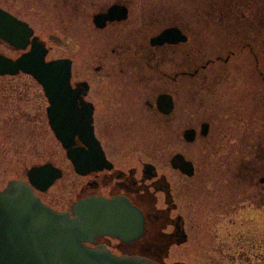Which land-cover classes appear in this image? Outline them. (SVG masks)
Wrapping results in <instances>:
<instances>
[{
    "label": "flooded vegetation",
    "instance_id": "1",
    "mask_svg": "<svg viewBox=\"0 0 264 264\" xmlns=\"http://www.w3.org/2000/svg\"><path fill=\"white\" fill-rule=\"evenodd\" d=\"M21 1L30 8L42 4V0H37L39 4ZM49 2L56 10L57 30H69L79 41V53L89 55V63L82 68L72 57L53 59L71 60L72 88L81 91L92 107L94 135L109 162L108 168L85 176L74 170L81 178L75 184L77 198L58 211L72 212L73 205L87 197L124 196L142 212L145 221V234L139 240L124 243L102 236L88 246H106L117 255H140L166 264L171 247L188 244L192 224L206 230L212 219H204V212L219 221L221 212L234 211V194H248L244 200L247 206L264 210V67L258 58L251 64L257 86L248 84L249 80L234 82L233 87L240 91L246 87L242 94H227L222 88L224 79L235 71L234 58L256 56L251 43L234 48L232 4L199 1L192 10L189 3L159 0L145 12L142 0H113L97 7L91 0H66L63 5L59 0ZM0 8L33 30L23 49L0 41L18 53L17 57L31 50L35 36L44 42L48 55L61 48L59 37L50 42L51 38L44 39L28 20L7 7ZM112 8L115 16L108 19ZM215 20L228 23L229 28L218 33L230 46L220 43L225 51L220 48L208 55L205 23ZM223 69L227 73L220 78ZM5 90L8 88L0 85V99L8 97L2 93ZM219 90L224 93L219 95ZM8 139L7 143L13 137ZM76 141L84 147L78 138ZM141 153L148 159L143 160ZM178 157L192 166V175L175 165ZM234 159L241 161L235 168ZM224 181L233 183L234 190L224 192ZM48 190L35 193L54 208L44 199ZM223 194L228 196L224 199ZM256 247L255 259L264 261L263 247L262 251ZM132 248L134 251L129 250ZM245 254L240 257L250 261L252 256Z\"/></svg>",
    "mask_w": 264,
    "mask_h": 264
},
{
    "label": "water",
    "instance_id": "2",
    "mask_svg": "<svg viewBox=\"0 0 264 264\" xmlns=\"http://www.w3.org/2000/svg\"><path fill=\"white\" fill-rule=\"evenodd\" d=\"M112 8L108 19H113ZM117 12V11H116ZM170 31L161 37L165 39ZM33 30L0 8V41L17 49L28 45ZM48 49L34 37L31 50L13 59L0 54V76H31L43 89L49 106V126L79 175L109 167L92 126V107L72 88L71 60L47 61ZM76 138L84 145L77 146ZM193 174L188 162L175 161ZM28 182L15 179L0 190V264H160L139 255H115L106 246L90 247L96 237L111 236L130 243L145 234L142 212L124 197H87L72 212L56 211L42 203L34 188L45 192L63 177L52 163L34 166Z\"/></svg>",
    "mask_w": 264,
    "mask_h": 264
},
{
    "label": "rangeland",
    "instance_id": "3",
    "mask_svg": "<svg viewBox=\"0 0 264 264\" xmlns=\"http://www.w3.org/2000/svg\"><path fill=\"white\" fill-rule=\"evenodd\" d=\"M35 1L38 3L37 0ZM59 1L60 5H63L66 0ZM92 1L97 7L100 3L113 0ZM156 1L159 0H142L143 5L145 4V12L147 9H152L150 5ZM164 1L168 4L186 5L189 3L192 10L193 5L199 3V1H224L232 4L234 6V48L251 43L255 48L256 56L241 54L238 59L234 58L235 71H231V74L224 79L226 87L222 88L227 91V94H231L232 91H240L239 87H233L235 81L240 84L237 80H249L250 82L247 81L248 84L252 82L254 87L257 86V74L256 76L252 74L251 64L256 63L258 58L261 68L264 67V0ZM41 3H38L40 8L32 5L30 8L29 4L21 0H17V2L0 0L2 7H7L28 20L44 39L49 36L51 38L49 41H53V43L54 40L57 41L58 37L62 40L61 48H54L48 55V59L60 56L72 57L76 66L82 68L83 65L89 63V55L79 53L80 44L76 45L77 40L71 37L73 34L69 33V30L66 33L57 30L55 8L52 3L49 0H42ZM226 27L229 28L228 23H221L219 20L205 23L204 30L206 43L208 44V55H212L216 50L224 49L225 51L224 47H220V43L230 46L229 43L227 44V40L221 37V33H218V31H224ZM0 52L11 57L18 56V53L9 50L3 44H0ZM83 72L85 75V70ZM226 73L227 71L223 69L220 78H225ZM0 80V85L3 88H8V91H2L8 97L0 99V102L4 103L0 108V189H4L12 179L26 180V172L31 166L50 161L63 170L64 178L50 187L48 192L45 193L44 199L56 210L69 207L77 198L75 184L81 178H77L64 149L48 126L46 116L47 100L42 88L30 76L23 74L0 77ZM245 89L246 87L238 95L242 94ZM218 93L220 95L224 92L219 90ZM238 110L240 111V109ZM12 112L14 116L10 117ZM5 132L7 133L4 134ZM7 135L9 139L14 137L8 143ZM140 156L143 160L148 159L142 153ZM240 162V160L236 161L234 159V168ZM197 176H199V173ZM222 186L224 192L234 190L231 182L224 181ZM223 195L224 199L228 196V194ZM247 195L234 194V211L230 214H225L224 211L221 212L219 221L213 220L214 214L204 212V219H212L206 230L198 224H192L188 244L171 247L170 256L165 261L166 264H264V261L256 260V257H254L257 252L256 246L260 247L261 251L264 249V210L257 211L250 208V205L247 206L246 201H244ZM111 246L115 249L114 243ZM129 250L134 251V248ZM117 251L115 249V252ZM244 252L252 256L250 261L240 257V254H245Z\"/></svg>",
    "mask_w": 264,
    "mask_h": 264
},
{
    "label": "trees",
    "instance_id": "4",
    "mask_svg": "<svg viewBox=\"0 0 264 264\" xmlns=\"http://www.w3.org/2000/svg\"><path fill=\"white\" fill-rule=\"evenodd\" d=\"M14 138V137H13Z\"/></svg>",
    "mask_w": 264,
    "mask_h": 264
}]
</instances>
